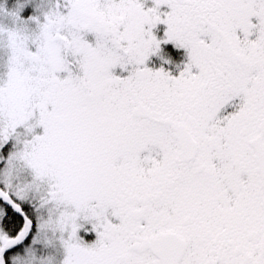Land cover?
<instances>
[{"label": "snow or ice", "instance_id": "snow-or-ice-1", "mask_svg": "<svg viewBox=\"0 0 264 264\" xmlns=\"http://www.w3.org/2000/svg\"><path fill=\"white\" fill-rule=\"evenodd\" d=\"M0 264H264V0H0Z\"/></svg>", "mask_w": 264, "mask_h": 264}]
</instances>
